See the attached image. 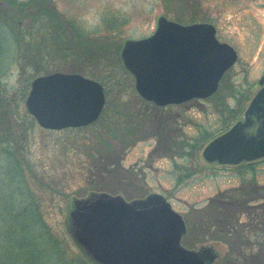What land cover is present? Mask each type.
I'll return each instance as SVG.
<instances>
[{
	"label": "rangeland",
	"instance_id": "1",
	"mask_svg": "<svg viewBox=\"0 0 264 264\" xmlns=\"http://www.w3.org/2000/svg\"><path fill=\"white\" fill-rule=\"evenodd\" d=\"M163 1L54 0L57 10L78 27L71 28L72 24L68 26L69 40H74L80 49L88 50L92 46L90 42L103 44L107 39V42L119 46L118 59L123 43L128 39L136 40L151 35L160 16L184 25L193 22L214 25L217 39L232 46L238 58L212 97L178 106L155 107L142 101L135 91L134 79L130 74L124 70L115 74L105 62L87 59L85 55L65 61L58 69L52 66L46 72H94V76L88 73L87 77L105 86L106 112H113L117 118L120 114L122 121L142 124L135 134L133 130L127 133L124 128L118 132L114 130L117 138L111 143L116 164L97 169L103 173L113 171L116 175L113 182H119L118 185L115 183V191L106 193L120 195L127 201L142 199L151 193L163 195L184 220L186 233L181 240L182 247L197 250L200 246H212L219 253L214 264H234L230 262L238 252L235 250L232 254L230 247L234 240L219 234V216L208 205L214 200H251V187L264 182V170L253 174L233 167L229 171L227 168L230 167L206 163L201 156L203 146L195 155H182L180 146L182 141L186 142V147L193 140H197L198 144L202 136L211 138L229 128L240 119L249 100L258 90V80L264 76V0H196L198 11L194 10L195 14L176 7L175 11H169ZM106 22H113L112 27H106ZM77 32L83 36H77ZM7 39L3 36L5 44ZM3 41L0 40L1 51L5 50ZM120 61L114 63L118 65ZM0 82L9 90L20 88L16 71L1 77ZM22 110H26L24 102ZM37 129L28 162L34 167L35 173L43 176L53 188L61 190L62 195L51 193L39 184H31L30 187L40 197L44 220L72 251L78 252L79 247L67 230V217L73 199L84 198L91 193L88 189L92 172L90 163L77 149L75 151L69 146H62L64 135L40 127ZM119 133L127 139L134 136L129 143H123ZM171 141L179 148L178 151L174 147L169 149ZM186 167L193 174L178 182V177ZM14 173L12 160L5 158L0 163V264H29L33 262L32 258L25 263L21 256L16 255V239L19 235L31 239L37 237L40 231L36 228L33 215L17 216L14 212L16 196L22 201L26 200L22 186L13 182L16 180ZM84 191H87V195H84ZM257 200L261 201L260 198H254V201ZM26 203L29 201L26 200ZM238 207H235L236 210ZM25 224L32 229L28 235L19 234ZM35 248L38 249L35 255L39 261L53 259L51 245ZM243 250L247 252L246 247ZM257 250L255 246L253 252Z\"/></svg>",
	"mask_w": 264,
	"mask_h": 264
},
{
	"label": "water",
	"instance_id": "2",
	"mask_svg": "<svg viewBox=\"0 0 264 264\" xmlns=\"http://www.w3.org/2000/svg\"><path fill=\"white\" fill-rule=\"evenodd\" d=\"M120 58L134 78L138 95L166 106L216 93L237 54L216 39L210 23L184 25L160 16L153 34L123 43ZM263 82L261 78L259 83ZM24 104L41 128L62 130L95 122L105 94L93 79L57 71L35 77ZM263 156L264 86L250 101L244 119L202 150L207 163L220 165ZM67 228L73 241L97 264H213L219 257L212 246L182 247L184 220L155 193L131 201L107 193L73 199Z\"/></svg>",
	"mask_w": 264,
	"mask_h": 264
},
{
	"label": "trees",
	"instance_id": "3",
	"mask_svg": "<svg viewBox=\"0 0 264 264\" xmlns=\"http://www.w3.org/2000/svg\"><path fill=\"white\" fill-rule=\"evenodd\" d=\"M163 2L169 11H175V7L182 11L189 10L192 14L198 11L196 0H164ZM71 24V28H78L57 10L54 0H0V36H2L0 40L3 41V36L8 38L6 44L3 41L5 50H0V78L4 75H12L13 71H16L20 84L19 89L9 90L0 82V163H3L5 158L12 160L16 178L13 182L22 186L26 200L29 201L26 203L25 199L22 201L19 196H16L14 212L17 216L33 215L36 228L40 231L37 237L29 239L27 236L22 238L19 235L16 239V255L21 256L25 263L32 258L33 262H29V264H96L80 247L78 252L72 251L66 241L53 232L41 214L40 197L30 187L31 184H39L43 189H49L51 193L56 192V194L62 195L61 190L53 188L44 180L43 176L35 173L34 167L28 162L34 132L39 127L28 112L22 110V103L28 93L31 81L35 77L47 73L46 71L50 67L58 69L65 61L74 60L82 55L93 61L105 62L115 74H119L120 70L129 74L120 64V58L117 57L119 46H115L114 43L107 42L105 39L103 44L90 42L92 46L88 50L80 49L74 40H69L67 37L68 26ZM112 25L113 22L105 23L108 28H111ZM77 34L80 37L82 35L80 32ZM74 36L73 39H76ZM116 60L120 61L118 62L120 66L114 63ZM88 73L90 74L86 71L81 72V74H87L86 76H89ZM93 74L94 72L90 75ZM149 104L155 106L152 103ZM112 114L113 116H111ZM99 119L100 121L89 126L56 131L58 134L64 135L61 140L63 147L69 146L75 151L77 149L87 157L90 170H92L88 184L91 193L92 191L94 193L115 191V185H118L119 182H113V178L116 177L114 172L109 170L103 173L98 172L97 169L99 167L109 168L116 164L112 154L114 147L111 141L117 138V132L121 128L127 129L124 130L127 133H132L133 130L135 134V131L142 126L138 122L122 121L120 114L117 118L114 117L113 112H106L105 109ZM114 130L117 132L115 133ZM134 134L127 139L119 133V139L123 143H129ZM216 135L211 138L202 136L198 139V144L197 140H193L189 147H186V142L182 141L180 153L182 155L194 153L195 155L199 148ZM170 143L169 149L174 147V150H179L174 142ZM94 168L96 171H93ZM192 174L193 172L186 167L183 174L178 177V182ZM87 191L83 192L84 195ZM84 195H80V197ZM233 202L238 204L237 210L235 208L237 206ZM233 202L224 199L219 202L214 200L208 205L219 216L218 221L221 227L219 234L234 240L230 247L232 254L238 250L230 262L234 264H264V206L248 207L245 199ZM246 215L248 220L245 219ZM31 229L32 227L29 228L25 224L19 234L28 235ZM213 229L214 227H212V231ZM12 232L15 233V231ZM238 239L239 243H237ZM42 245L52 246L53 259L50 258L45 262L37 259L35 254L38 249L35 247ZM255 246L258 247V250L253 252ZM243 247H246V253Z\"/></svg>",
	"mask_w": 264,
	"mask_h": 264
},
{
	"label": "flooded vegetation",
	"instance_id": "4",
	"mask_svg": "<svg viewBox=\"0 0 264 264\" xmlns=\"http://www.w3.org/2000/svg\"><path fill=\"white\" fill-rule=\"evenodd\" d=\"M262 77H264V76H261L260 78H262ZM261 87L262 86H260L258 88V90ZM247 108H248V106L243 110L242 116L240 117L239 120H243L244 119V115H245V112H246ZM239 120H237V121H239ZM224 167H230V169L227 168L229 171H232L231 168L234 167V168H237V170H241V171L246 170V171L251 172V173L254 174L257 171L260 172V171L264 170V157H261V158H259L257 160H253V161H249V162H241V163L234 164V165H224ZM251 189L252 190L249 193H251V195H253V197H251V200L245 199V201H247V206L248 207L249 206H256L258 204H259L258 206H261V204H264V182H259V183H256L255 185H252ZM254 198H260L261 201H259V200L254 201ZM256 202H258V203H256ZM245 219L246 220L249 219L247 217V215H246Z\"/></svg>",
	"mask_w": 264,
	"mask_h": 264
}]
</instances>
